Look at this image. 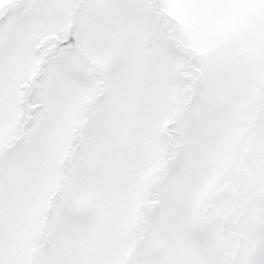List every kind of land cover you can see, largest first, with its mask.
I'll return each mask as SVG.
<instances>
[{
    "label": "snow or ice",
    "instance_id": "snow-or-ice-1",
    "mask_svg": "<svg viewBox=\"0 0 264 264\" xmlns=\"http://www.w3.org/2000/svg\"><path fill=\"white\" fill-rule=\"evenodd\" d=\"M0 264H264V0H0Z\"/></svg>",
    "mask_w": 264,
    "mask_h": 264
}]
</instances>
